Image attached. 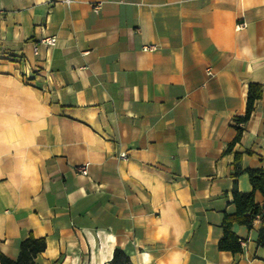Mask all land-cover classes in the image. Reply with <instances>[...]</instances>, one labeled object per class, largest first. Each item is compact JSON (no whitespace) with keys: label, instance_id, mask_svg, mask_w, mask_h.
I'll use <instances>...</instances> for the list:
<instances>
[{"label":"crops","instance_id":"obj_1","mask_svg":"<svg viewBox=\"0 0 264 264\" xmlns=\"http://www.w3.org/2000/svg\"><path fill=\"white\" fill-rule=\"evenodd\" d=\"M63 1L0 0V253L32 234L36 264H264L260 220L217 248L264 169V0Z\"/></svg>","mask_w":264,"mask_h":264},{"label":"trees","instance_id":"obj_2","mask_svg":"<svg viewBox=\"0 0 264 264\" xmlns=\"http://www.w3.org/2000/svg\"><path fill=\"white\" fill-rule=\"evenodd\" d=\"M262 95L261 85L250 83L248 85L246 107L242 116L235 118L236 136L234 140L228 144L226 151L232 150L236 142L239 141L243 125L249 120L254 108V103ZM240 154H235V174L241 172L239 161ZM246 174L252 190L247 193L238 191L234 183L231 194L232 203L235 206V212L231 215L224 214L221 223L222 236L218 241L217 248L219 251L230 252L237 254L242 251V245L238 237L232 232V227L237 224L251 229L256 220L261 221L257 243L260 247L264 248V210L261 206L254 201L255 192H259L264 196V169L255 168L247 169ZM46 248V241L44 238H36L32 234L23 239L19 244V253L16 259H10L4 254L0 253V264H36L35 257L37 254L44 251ZM128 256L119 248H115L112 253L111 259L106 264H128Z\"/></svg>","mask_w":264,"mask_h":264},{"label":"built area","instance_id":"obj_3","mask_svg":"<svg viewBox=\"0 0 264 264\" xmlns=\"http://www.w3.org/2000/svg\"><path fill=\"white\" fill-rule=\"evenodd\" d=\"M63 2H64L65 4H69V3H71L70 0H64ZM91 6H92V9H93L94 11H98V10L100 9V7H101V3H100V2H98V3H94V4H92ZM243 27H245V23H244V22L238 23V24L236 25V29H241V28H243ZM40 43L43 44V45H45V46H49V47H51V46H54V45H55V43H56V39H55V37H44V38H42V39L40 40ZM157 49H158V45H156V44H152V43H150V44H144V45H142V47H141V50H142L143 52H154V51H156ZM34 53L37 54V47H34ZM207 74H208V75H211V72H210L209 70H207ZM119 157H120V158H125V157H126V154H125V153H121V154L119 155ZM74 170H75L78 174L83 175V176H86V175L88 174V163H85V164H81V165L75 166V167H74Z\"/></svg>","mask_w":264,"mask_h":264}]
</instances>
